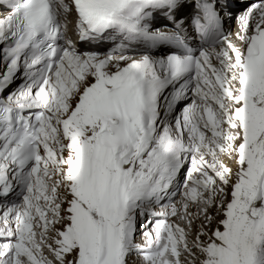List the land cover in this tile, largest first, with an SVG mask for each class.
<instances>
[{
  "label": "snow or ice",
  "instance_id": "snow-or-ice-1",
  "mask_svg": "<svg viewBox=\"0 0 264 264\" xmlns=\"http://www.w3.org/2000/svg\"><path fill=\"white\" fill-rule=\"evenodd\" d=\"M235 7L0 0V264H264V0Z\"/></svg>",
  "mask_w": 264,
  "mask_h": 264
},
{
  "label": "bare ground",
  "instance_id": "bare-ground-1",
  "mask_svg": "<svg viewBox=\"0 0 264 264\" xmlns=\"http://www.w3.org/2000/svg\"><path fill=\"white\" fill-rule=\"evenodd\" d=\"M248 1H251V2H248ZM255 1H256V0H244V1H242V2H239V1L236 2V1H235V4H236V5H239V6L241 7V9H244L247 5H249V4H251L252 2H255ZM247 2H248V4H246L245 6H243V4H244V3H247ZM236 7H237V6H236ZM240 11H241V10H240ZM236 28H237V27H236ZM236 28L233 29V32L236 31ZM157 210H158V209H157Z\"/></svg>",
  "mask_w": 264,
  "mask_h": 264
},
{
  "label": "rangeland",
  "instance_id": "rangeland-1",
  "mask_svg": "<svg viewBox=\"0 0 264 264\" xmlns=\"http://www.w3.org/2000/svg\"><path fill=\"white\" fill-rule=\"evenodd\" d=\"M246 4H247V3H244L243 6H245ZM231 28H232V26H231Z\"/></svg>",
  "mask_w": 264,
  "mask_h": 264
}]
</instances>
